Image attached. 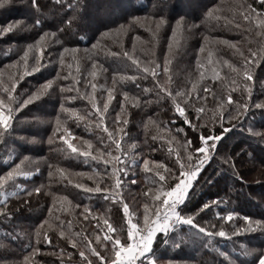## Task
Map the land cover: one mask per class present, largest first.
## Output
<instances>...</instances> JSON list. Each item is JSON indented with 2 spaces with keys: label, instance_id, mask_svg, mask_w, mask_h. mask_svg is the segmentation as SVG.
<instances>
[{
  "label": "trees",
  "instance_id": "1",
  "mask_svg": "<svg viewBox=\"0 0 264 264\" xmlns=\"http://www.w3.org/2000/svg\"><path fill=\"white\" fill-rule=\"evenodd\" d=\"M193 1L196 4L192 5L184 0H76L74 9H70L68 4L72 0H37L38 10L31 0H7L0 5V31L9 25L13 26L0 36V83L9 85V77L17 81L12 93L16 101L11 107L19 108V105L37 92L42 84L50 79L55 81L38 100L19 108V111H13L10 129L4 131L0 128V131L4 132L3 139L0 140V177H6L7 173L14 169L17 172L25 169L30 174L14 175L12 179H6L3 187H0V208L9 213L7 216L0 213V264H24L25 256H29L27 264H60L61 259L63 264H85L79 256L80 250L85 251L93 264H97V258L90 255L85 248L84 239L73 236L77 241V247L74 248L65 237H59L56 227L59 221L55 219L56 216H59L60 221H64L63 230L66 234L83 232L88 240H92V247L100 251L107 260L112 252L111 243H104L105 236L110 234L119 238L122 244L130 241L128 217L143 227V206L147 203L150 209L153 207L152 201L146 199L143 194L149 188L155 192L153 180L158 179L155 177V170L163 172L158 166L166 165L178 178L179 172L173 163L174 150L186 140L192 142V149L189 150H193L199 146L200 134L223 133V138L217 144L213 158L193 182L185 202L186 213L191 214L203 203L219 199L220 202L216 206L205 209L196 218L197 222L202 227L207 225L210 231H219L223 226L229 235L233 229L240 227V233H250L243 236L246 241L247 237L256 236L257 245H264V232L260 229L256 232H244V220V223L239 221L234 226L216 215L217 212L222 215L228 210L237 212L242 217L247 215L253 220L264 221V141L253 134L258 132L264 135V109L252 106L264 102V54L260 52L264 49V37L257 35L261 30L254 22L249 30V24L242 21V8L234 11L236 6L218 7L219 4L225 5L226 0ZM233 2L237 4L238 0ZM239 3L252 4L258 11H264L261 0H239ZM209 12L212 13L211 16ZM103 15H106L105 22L99 25L100 21H97L95 16ZM137 17L140 18L139 22L135 19ZM181 17L183 20L177 29L176 22ZM161 18L164 23L157 27ZM37 19L40 20L39 25L35 23ZM17 21L20 23L17 24ZM237 24L240 25L239 28L236 27ZM27 25L31 27L27 28ZM173 30L177 31L175 38L172 36ZM45 32L56 35L45 37L43 43L30 50L28 45L35 46ZM102 33L109 34L102 36ZM204 37H208L207 43ZM56 40L61 43L57 44ZM223 41L234 43L235 48ZM93 45L96 47L93 48ZM201 46L205 48L203 53L199 52ZM64 47L78 51L75 54V62L69 54H64L65 65L61 66L59 55ZM229 47H232V50H228ZM249 49L258 53V62L247 65L252 75L250 81L242 75L245 65L240 55L243 52L244 57H248ZM25 51H29L26 65L22 59ZM123 52H128L131 59L124 57ZM110 53L121 55L112 56ZM38 55L43 67L33 73V67H38L35 61ZM165 57L170 60L167 75L160 69H157L159 75L155 79L150 74L144 79L137 73L135 60H139L143 66L155 68V65L159 64L162 68ZM198 59L204 66L203 69L198 67ZM68 63L73 64L72 76L79 78L77 87L84 96L92 95L91 87L86 85V81L97 85V107L103 109V104L107 101V89H113V99L108 102L109 107L102 125L90 99L75 92L60 91L61 86L67 87L72 83L71 78L64 79L69 72ZM213 67L219 73L217 79L212 77ZM233 68L240 70L241 74L237 75ZM91 71L97 73L94 79L88 75ZM57 72L60 74L59 78ZM201 72L204 76L202 80ZM134 75L137 76L135 82L131 79H119L120 76L130 78ZM21 76L23 79H20ZM156 80L173 95L190 91L192 83L199 82L191 98L185 101V98L180 96L173 102L166 93L155 86ZM233 80L236 81L235 84H231ZM245 84L252 92L249 108L246 112L241 109L243 114L229 121L228 113L235 115L237 103L243 104L248 99ZM205 88L209 89L206 98L196 99L197 94L204 96ZM229 88L233 90L229 92ZM143 89L151 91L144 92ZM124 93L128 94L127 97ZM229 94L232 96L231 104L226 103ZM69 95H77V98L68 101L65 97ZM0 100L5 104L9 103L2 90ZM61 103H64L67 109H74L76 115L69 118V114L61 110ZM177 104L186 109L185 115L196 128L190 127L176 112ZM39 105L50 108L40 112ZM221 106L224 108L223 126L213 119V114ZM199 108H204V112L198 118L196 110ZM117 114L120 123L114 125L113 120ZM57 117L62 122V129L75 127L71 135L85 138L92 143L90 148L87 145L82 147L90 151L92 156L102 154L105 159L110 156L120 157L122 163L117 167L127 171L120 173L123 183L118 190V199L114 200L109 195L116 191L115 178L109 174L111 165L106 168L100 160L72 153L67 144L57 138L63 131L54 134ZM125 120L127 124L123 123ZM105 126L120 139V152H117L112 141L108 140V134L103 131ZM249 128L252 132L248 131ZM181 129L182 131H178ZM224 129L231 130L224 132ZM168 132L170 134H167ZM172 136L174 139H171ZM180 151L183 155L182 148ZM222 156L231 157L236 172L230 164L224 163L220 158ZM145 159L149 161L152 172L144 168ZM55 167L70 171H62V174L68 177L65 178V185L55 181ZM49 172L52 173L51 176ZM71 172L75 175L86 174L85 179L79 178L78 181L84 188H78L75 181L68 182ZM50 179L54 182L46 187L45 184L49 183ZM175 182L174 179H169L164 190L174 186ZM97 187L101 191L87 190ZM36 188L40 191L36 192ZM13 193L15 195H12ZM53 193L59 195V203L55 206ZM5 196L6 201L3 200ZM123 203L129 205L127 215L123 212ZM85 206L89 209L88 212H84ZM85 216L88 219H85ZM105 219L115 229L114 232L108 233L107 227L103 225ZM68 222H71V230L68 228ZM49 223L54 227L48 228ZM97 224H100L101 228H97ZM37 230L40 232L39 242ZM175 230L169 234L186 235L178 237L179 240L189 245L192 242L197 252L184 251L186 254L174 256L157 254L158 261L169 258L196 264H213V261L220 260L216 258L217 251L220 254L224 252V248L227 253L231 251L227 246H215L216 241L224 240L225 237H213V244L211 241L207 245L215 247L208 248L202 244L203 236L197 235L189 226ZM45 233L51 243L45 242ZM96 235H100V241L95 240ZM162 241L160 237V244L157 245L159 253ZM247 244L252 245L250 242H247L246 246ZM34 248L39 251L30 255ZM62 249L63 257L60 254ZM68 253H71V256ZM231 256L235 259L239 257L234 252Z\"/></svg>",
  "mask_w": 264,
  "mask_h": 264
},
{
  "label": "snow or ice",
  "instance_id": "2",
  "mask_svg": "<svg viewBox=\"0 0 264 264\" xmlns=\"http://www.w3.org/2000/svg\"><path fill=\"white\" fill-rule=\"evenodd\" d=\"M7 0H0V5L6 3ZM32 5L39 9V5L37 3V0H31ZM76 0H72L71 3L68 4V8L74 9ZM261 4L264 5V0H261ZM242 8L243 11L240 12V16L242 18L243 22H247L250 26L249 30H251V26L253 25V22L255 26L260 29L261 31L257 32V35L264 37V11H258L256 8L252 6V4H240L239 0L237 2L236 7L233 9L234 11ZM209 15L211 16L212 13L209 12ZM75 17H73V20ZM137 22L140 21V18H135ZM183 20V17H181L180 20H177V29L180 28L181 21ZM20 22L17 21V24ZM36 25L40 24V20H36ZM164 20L161 18V20L157 23V27L160 26V24H163ZM13 26L9 25L8 28H5L3 31H0V36L4 35L6 32L11 30ZM123 27V26H121ZM237 28L240 27L239 24L236 25ZM109 33H102V36H107ZM56 33H49L45 32L42 36H40L39 40L36 42V45H28V48L31 50L33 47H38L41 43L45 41V37L47 36H55ZM155 35V33H153ZM172 36L175 38L177 36V31L173 30ZM205 43L208 42V37H204ZM56 43H61L59 40H56ZM225 44H230L232 47L235 48V44L229 41H223ZM96 45H93V48H95ZM172 50V44H169V52ZM42 52V49H40ZM78 49L75 48H68L64 47L63 51L59 55V64L61 66L65 65V59L64 54H69L72 57V60L76 61V52ZM205 51L204 46H201L199 49V52L203 53ZM261 54H264V49L260 50ZM248 57H244L243 52L240 53L243 64L245 65V68L242 71V75L247 80L252 79V75L250 70L248 69L247 65L249 64H255L258 62V53L257 51H253L252 49L248 50ZM112 56H120L121 53H110ZM29 56V51H25L22 59L25 61V65L27 64V59ZM124 57L129 56L128 52H123ZM209 57H211V53L209 52ZM40 59L41 57L38 55L35 57L36 65L38 67H33L32 72H36L39 70V67H43V65H40ZM91 59V57H90ZM134 63L136 64L137 73L144 79H147L148 74L152 76L153 79H155L159 72L157 69H160L163 71L166 75L169 71V63L170 60L165 57L163 67L161 68V65L156 64L155 68H150L147 66H143L139 60H135ZM198 67L200 69H203V65L199 63V59L197 60ZM96 65L93 64V69H95ZM231 68L232 66L229 65ZM67 68L69 69L68 74L64 77L65 80H68L71 78L72 83L65 87L61 86L60 91L61 92H75L77 95L84 96L83 93L80 92L79 85L80 80L76 76H72L71 69L73 68L72 63L67 64ZM77 71H79V67L77 64ZM212 77L213 79H217L219 77V73L217 72L216 68H212ZM237 73V75L241 74L240 70L234 69ZM27 74V73H26ZM59 72H57V78H59ZM89 76L93 77V79L96 77L97 73L95 71H91L88 73ZM204 78L203 72H201L200 79L202 80ZM20 79H23V76L20 77ZM120 80L125 79H131L133 82L137 80V76H131L125 77L120 76ZM170 80V77H169ZM9 85H5L3 83H0V90L8 97V104H5L3 100H0V128H2L4 131H7L11 128V121H12V113L13 111H19V108H23L27 104L31 103L34 100H38L41 96H43L48 89H50L53 86V83L55 82L53 79L48 80L46 83L42 84L40 86V89L33 93L32 95L28 96L27 99L23 101L22 104L19 105V108L13 109L11 107V104L16 101V98L12 95V93L15 90V84L17 81H14L12 77H9ZM116 82L115 75L113 76V84ZM199 81L192 83V88L190 91L185 92H177L175 95L171 91L168 90L167 87L162 85L159 80L155 81V86L164 93L167 94L168 97H170L173 102L177 100V97L183 96L185 98V101H187L189 98L192 97V93L196 92L197 90V83ZM236 81H231V84H235ZM86 85H90L92 90V95L90 96H84L86 99H90L92 101V107L96 110V113L98 114L100 124L102 125L104 122V116L105 113L108 110L109 104L113 99V89L108 88L107 89V101L103 104V109L97 107L96 100H95V92L97 89V85L95 83H92L91 81H86ZM138 86V85H137ZM103 87V85H101ZM239 85H237V88ZM245 89L248 92V99L245 103L239 104L237 103L235 108V115L232 114V112L228 113L227 119L229 121L233 119L239 118L243 113L241 109L246 112L249 108V104L251 103V88L245 84ZM233 89L229 88V92H231ZM144 92L151 91L150 89H143ZM204 96H200L197 94L195 97L198 100H203L206 98V96L209 94V89L205 88L203 89ZM77 95H69L65 97L66 100L71 101L75 100L77 98ZM127 93H124V96L127 97ZM226 103L231 104L232 103V96L229 94L227 96ZM253 107L264 109V102H258ZM60 108L63 112H66L69 114V118L71 116L76 115V112L74 109H67L64 107V103L60 104ZM123 111V109H122ZM186 109L184 107H181L179 104L176 105V112L185 119V121L189 124L190 127L196 128L197 126L193 124L190 120H188L187 116L185 115ZM204 112V108H199L196 110V115L199 118L200 114ZM83 119V117H81ZM213 119L216 123L221 124L223 126L224 122V108L221 106L216 113L213 114ZM120 123V117L119 114H117L116 118L113 120L114 125H118ZM124 124H127V121H123ZM99 127V125H97ZM231 129H224V132L230 131ZM63 131V135H60L58 138L61 141H64L67 144V147L71 149L72 153L76 154H82L84 157H92L94 160H100L103 162V164L106 166L111 165V172L109 173L115 178L114 185L116 191H113L109 193L112 199L116 200L118 199L119 192L118 190L121 188V185L123 183L122 179L120 178L121 171L126 172V169H120L117 167L118 164L122 163L119 156H110L109 159H105L104 156L97 155L92 156V153L90 151H83L81 153V149L78 148L76 145H74L71 142V132L67 128L62 129V122L57 117L56 119V127L54 129L55 133H60ZM104 132L108 134L107 138L109 141H112V143L115 146V150L117 152H120V139L114 135L113 132L109 131L107 126L103 129ZM178 131H182L178 130ZM249 132H252V129H248ZM254 135H257L260 137L261 141H264V135H261L260 133H253ZM4 132L0 131V140L3 139ZM223 138V133L220 135H204L200 134L199 136V146L192 149V142L190 140H186L183 145H180L176 150H174V165L176 167V171L179 172V177H175L173 174L172 169L168 168L166 165H159L158 168H162L163 172L160 170H155V177L158 179H154L153 183L156 185H159V187L156 189L155 192H153L152 188H149L147 192H145L143 195L146 199H150L152 201L153 207L150 209L149 204H144V215H143V227L136 223H132L131 217H129V229H128V236L131 243H124L122 244L119 238H114L112 235H106L104 239V243H111V252L112 255L106 260L104 255H101L100 251H97L95 247H92V240H88L86 236H84L83 232H76L72 233L71 235L66 234V232L63 230L64 221L59 220V216H56L55 219L59 221V225L56 226L58 228V235L59 237H65L69 243H71L72 247H77V241L76 239H73L72 237H80L86 241L85 248L88 250L89 254L97 258V264H157L158 257L156 256V253L153 252V244L155 239L159 234H164L165 237H167L170 229H173L177 227L178 225H187L191 229H194L197 235H202L204 239L208 240L209 244L212 241V238L215 236L219 237H228L229 234L224 231L223 226H221V229L219 232L216 231H210L209 227L206 225L204 227L201 226L200 223L197 222V217L200 216L201 213L204 212L205 209H210L213 206H216L220 201L219 199L205 202L202 204V206L198 209H196L195 212H192L191 214L186 213L187 206L185 205V201L188 199L189 191L193 187V181L196 180L198 175L202 172L205 165L213 158V155L216 153L217 150V144L221 141ZM52 142V138H49V143ZM103 143V141H102ZM171 143V142H170ZM91 145L89 144V148ZM183 149V155L181 154L180 149ZM251 156V154H249ZM224 163L230 164L232 166L233 171L236 172L234 164L231 162V157H220ZM125 159H127V156L125 154ZM254 159V158H253ZM133 163H135V160H133ZM143 166L148 172H152L153 169L149 168V161L145 159L143 161ZM187 169V170H185ZM39 171V169H37ZM63 170H61L62 172ZM166 173L167 175H165ZM237 176H239L238 173H236ZM14 175H26V173L23 172H17L15 169L11 172H8L6 177H0V187H3L6 179H12ZM30 175V174H27ZM49 175L51 176L52 173L49 172ZM86 175V174H85ZM92 177L90 176L89 179ZM242 179V177H240ZM169 179H174L176 182L174 183V186H170L167 191H165V186L167 185V181ZM134 183V181H133ZM78 188H84L85 186L82 184L76 185ZM88 191H95L99 192L101 189L99 187L95 189H87ZM36 192H39L40 189L36 188ZM12 195H15L13 193ZM122 202V201H121ZM182 205H185L184 207H181ZM67 211L68 209H64ZM51 211V210H50ZM89 209L87 206H85L84 212H88ZM123 212L127 215L129 213V205L127 203H123ZM0 213L7 216L9 213L5 212L3 208H0ZM83 215V214H82ZM217 217L221 220H227V221H234L236 219L240 218V214L234 211H230L227 213L226 216L221 215L219 212L216 213ZM85 219H88L87 216L84 217ZM242 219L246 222L243 228L244 232H256L257 229H260L262 232H264V221L261 220H253L250 216H243ZM103 225L107 227L108 233H112L115 231V229L112 228V226L109 224L108 220L103 221ZM54 225L49 223L48 228H53ZM213 228L215 226H212ZM68 228L71 230V222H68ZM97 228H101L100 224H97ZM239 229L234 230L231 235L235 236L239 232ZM37 242H39V236L40 232L37 230ZM45 235V242L51 243V239L47 236V233ZM96 241H100L101 237L100 235L95 236ZM167 239L165 240V243H167ZM178 246V245H177ZM208 245H205L207 247ZM39 251V249L34 248L33 252L30 255L35 254V252ZM254 253H260L256 259V264H264V249H247L244 248L241 250V254L243 255H252ZM61 257H63V249L61 250ZM222 255L227 256V253H221ZM69 256H71V253H68ZM79 256L83 259L85 264H93L92 259L86 255L85 251L80 250ZM29 260V256L24 257V264H27V261ZM60 264H63V259H61ZM171 264V262H169ZM232 264H235L233 261Z\"/></svg>",
  "mask_w": 264,
  "mask_h": 264
},
{
  "label": "rangeland",
  "instance_id": "3",
  "mask_svg": "<svg viewBox=\"0 0 264 264\" xmlns=\"http://www.w3.org/2000/svg\"><path fill=\"white\" fill-rule=\"evenodd\" d=\"M184 1H186V3H188V2H190L192 5H194V4H196L193 0H184ZM226 3H225V5H221V4H219L218 5V7H232V6H236L237 4H235L234 2H233V0H231V2L229 1V0H226L225 1ZM217 7V8H218ZM95 18H97V21H100V24L99 25H101L103 22H105L104 20L106 19V15H103V16H100V17H96L95 16ZM92 21H93V19H92ZM22 22V21H21ZM27 23V22H26ZM27 28H29V27H31L30 25H27L26 26ZM124 34V33H123ZM228 50H232V47H229L228 48ZM48 100H49V98H48ZM50 101V100H49ZM48 102V101H47ZM49 109L50 107L48 106V107H46L45 108V105H39V107H38V111H42V110H44V111H46V109ZM43 111V112H44ZM75 128V127H74ZM74 128L73 129H69V131L72 133L73 131H74ZM77 128V127H76ZM178 128H180V127H178ZM64 133L63 132H61L60 134H59V136L60 135H63ZM167 134H170V132H168ZM58 136V137H59ZM57 137V138H58ZM71 137H72V139H71ZM71 137H70V139H71V142L74 144V145H76L78 148H80L81 149V151L83 152V151H86L85 149H83L82 147H84L85 145H87V146H89V144L92 146V143L91 142H89V140H87V139H85V138H79V137H75L74 135H71ZM171 139H174V136H172L171 137ZM58 140H59V138H58ZM72 140H74V141H72ZM247 149V148H246ZM55 168H57V169H54L53 168V170H56V176H57V178H56V182H61L62 184L61 185H65L66 184V181H65V178H68L67 176H65V175H63L62 174V172H61V170L58 168V167H55ZM61 169L64 171V172H70L69 170H67L66 168H63V167H61ZM28 170H25V169H23V170H21V172H23V173H28L27 172ZM65 173V174H66ZM29 174V173H28ZM88 175V174H87ZM54 176V175H53ZM55 177V176H54ZM70 179L68 180V182H73V181H75V182H77V184H78V181H79V178L80 179H85V174H79V175H75L74 173H70V177H69ZM54 182V181H52L51 179H50V182L49 183H47V184H45L46 185V187H49L52 183ZM194 182V181H193ZM74 184V183H73ZM75 185V184H74ZM155 186H156V188H155V191H156V189L159 187L158 185H156L155 184ZM88 189H91V188H88ZM93 189H95V188H93ZM190 192V191H189ZM59 195H56V193H53V197H54V200H53V202H54V206L55 205H57L58 203H59V200H58V197ZM6 199H7V197L5 196V198L3 199L4 201H6ZM186 202V201H185ZM181 207H184V205H182ZM228 212H230V211H228L227 210V212H225L224 214H222V215H224V216H226L227 215V213ZM130 217V216H129ZM128 217V218H129ZM129 221V220H128ZM239 221H241L242 223H244L243 222V219H242V216H240V218L239 219H236V220H234V221H228V222H230L232 225H234L235 226V224L236 223H238ZM132 223H135V222H133L132 221ZM246 223V222H245ZM244 223V224H245ZM220 225H221V223H220ZM182 226H187V225H181V226H179L180 228L182 227ZM46 227V226H45ZM178 228V227H177ZM177 228H175V229H177ZM44 229V228H43ZM175 229H170V231H169V233L170 232H172L173 230H175ZM237 229H239L240 231L237 233V235H235V236H232V235H229L228 237H225V241L224 240H220V241H216L215 242V246H216V248L218 247H220L221 245L222 246H227L231 251V253L232 252H234L236 255H239V257L237 256V258L235 259V257L233 258L232 256H231V253L230 252H226L227 250H225V248H224V252L223 253H227V256H225V255H222V254H220L219 253V251H217V259H220L219 260V262H217V261H213L212 263L213 264H232V262L234 261L235 262V264H256V259H257V257H258V255L260 254V253H254V254H252V255H243V254H241V250L242 249H244V248H247V249H264V245L262 246V245H257V242H258V240H256L257 238H256V236H254V237H247V241H246V239L243 237L244 235H247V234H250V233H245V234H242V233H240L241 231H242V229L239 227V228H237ZM45 230V229H44ZM235 229H233L232 231H234ZM176 231V230H175ZM217 232H219L218 230H216ZM229 232H231V231H229ZM168 233V235H167V237H164L165 235L164 234H159L158 236H157V238L155 239V241H154V244H153V252L154 253H156V255L158 254V255H160V254H163V256H164V254H167L166 256H168V255H170V256H174L175 254H178V255H181L182 253H185L184 251H187L188 253L190 252V251H195L194 253H196L197 252V249L194 247V246H192V242H191V245H189L188 243H186L185 241H180L179 240V238L178 237H184V236H186V235H183V234H178V235H175V234H173V235H170ZM232 233V232H231ZM162 238V246L160 247L161 249H160V253H159V247L157 246V245H159L160 243L158 242V240H159V238ZM164 237V238H163ZM167 239V243H165V240ZM183 239V238H182ZM181 239V240H182ZM132 241L130 240L128 243H131ZM158 242V243H157ZM247 242H250V243H252V245H248L247 244V246H246V243ZM189 243H190V241H189ZM207 243H209L208 242V240H206V239H204L203 238V243L202 244H204V247H205V245H207ZM212 244H213V238H212ZM178 245V246H177ZM215 246H207L208 248H214ZM186 254V253H185ZM201 254V253H200ZM158 255H157V257H158ZM245 258V259H244ZM246 258H248V259H246ZM169 262H171V264H196V263H191V262H188V261H185V260H183V261H176V260H171V259H169L168 258V260H166V259H162V260H160V261H158L157 260V264H169ZM210 264V263H209Z\"/></svg>",
  "mask_w": 264,
  "mask_h": 264
},
{
  "label": "built area",
  "instance_id": "4",
  "mask_svg": "<svg viewBox=\"0 0 264 264\" xmlns=\"http://www.w3.org/2000/svg\"><path fill=\"white\" fill-rule=\"evenodd\" d=\"M179 226H181V225H178L177 227H179ZM176 228V227H175ZM175 228H173V229H175Z\"/></svg>",
  "mask_w": 264,
  "mask_h": 264
}]
</instances>
